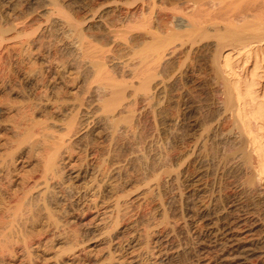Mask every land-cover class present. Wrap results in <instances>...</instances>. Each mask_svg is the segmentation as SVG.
<instances>
[{
	"label": "bare ground",
	"instance_id": "6f19581e",
	"mask_svg": "<svg viewBox=\"0 0 264 264\" xmlns=\"http://www.w3.org/2000/svg\"><path fill=\"white\" fill-rule=\"evenodd\" d=\"M84 1L0 0V45L10 44L7 53L15 55L7 56L15 58L21 86L8 93L22 99L17 106H4L18 120L9 124L11 135L0 155V177L16 173L8 176L10 195L0 206V264L8 259L28 264H264V219L254 204L237 199L228 210L214 192L218 178L246 164L251 178L264 177V142L258 138L264 131V95L256 90L264 41L221 52L217 65L228 80L226 102L198 130L200 135L188 134L187 153L165 163L158 159L163 138L153 142L150 134L139 140L135 119L149 109L156 133L173 135L175 124L155 113L154 100L165 81L148 70L144 77L136 71L140 78L126 82L127 66L137 56L95 48L83 25H100L107 9L104 0L96 8ZM76 9L85 12L84 19L73 15ZM15 15L22 22L35 16L40 22L20 27L10 22ZM46 33L63 50L82 54L81 92L74 93L57 72L46 82L39 80L45 63L40 39ZM231 55H254L255 61L238 76ZM157 56L153 63L158 64ZM4 83L1 93L8 88ZM139 100L143 107L132 109ZM225 112L233 115L238 140L230 153L212 160L205 150L209 128ZM252 121L257 132L250 128ZM193 163L195 172L186 175L185 167ZM19 167L25 169L22 176Z\"/></svg>",
	"mask_w": 264,
	"mask_h": 264
},
{
	"label": "rangeland",
	"instance_id": "374dc122",
	"mask_svg": "<svg viewBox=\"0 0 264 264\" xmlns=\"http://www.w3.org/2000/svg\"><path fill=\"white\" fill-rule=\"evenodd\" d=\"M101 2L103 0H85L84 4L86 7L96 8ZM18 6V10H21L22 6ZM104 6L108 11L103 14L100 25H83L86 37L99 51L105 53L108 51L110 55L137 56L130 60L127 66L130 70L125 74L126 82H135L140 78L139 74L143 72L144 77V72L148 70L150 71L146 74H158L157 77L165 81L161 94L154 100L159 106L155 113L164 115L173 125L175 124L172 127L173 135L165 137L156 133L153 114L149 109L142 111V115L136 113L135 119L137 123L139 122L136 128V137L141 136L139 140L150 134L153 136V142L163 138V148L158 151V159L167 163L168 160H174L180 154L187 153L191 146L188 134L195 132L196 135H200L201 130L200 132L198 130L207 126L226 102L228 80L217 65L221 52L224 49H239L242 46L257 45L264 41V0H104ZM73 15L81 20L84 19L85 12L76 9L73 10ZM11 20L10 22L14 21V24H20V27L32 28L40 22L36 16L22 22L18 19V15H15ZM44 35L40 39L42 42L40 51L45 56V63L39 80L46 82L50 73L57 72L64 82L73 88L74 93L81 92L83 84L80 75L83 76V72L81 58L78 55L82 54L73 50L65 51L59 45L60 42L52 36H50L51 40L48 39L47 33ZM8 47H10L8 42L0 45V83L5 82L4 84L8 86L7 90L0 92V103H2L0 106L3 107H7L8 103L9 106H17L19 100H22L8 93L9 88H21L17 79L18 70L13 64L15 58L7 56L15 54L7 53ZM156 55L159 56L158 64L153 63ZM260 56L258 55L257 59L261 68L258 64L260 71L256 70L258 71L256 74L259 75L256 79L258 86L256 90L261 96L264 95V62L261 61ZM231 57L234 71L238 76L244 75V69L251 68L255 61L254 55H231ZM141 58L143 61H140ZM150 62L155 65L152 66ZM136 71L142 72L137 74ZM30 89L33 90L32 87ZM59 90H56L57 94H61ZM33 91L36 96L39 94L35 88ZM142 107L143 104L139 100L131 108L135 110ZM232 108L234 110V107ZM4 109L5 107L0 111V155L4 154L3 144L11 135L10 130L7 129L9 124L18 120L13 113L10 115ZM191 123H195L194 127H191ZM250 124L252 131L257 132L258 125L254 121ZM208 135L210 140L207 139L205 150L210 155L209 158L216 160L230 153L238 140L232 113L225 112L221 115L219 122L209 128ZM258 135V138L264 142V131L259 132ZM253 156L254 154L252 159ZM247 165L217 179L214 189L217 195L215 199L226 208L237 199L254 204L256 214L264 219V182L256 177L251 178V171ZM195 166V163L186 166L184 169L186 175H192ZM24 171L23 167H19L17 172L22 176L25 174ZM6 173L5 178L4 174L0 177V206L10 195L8 176L14 175L15 172ZM5 262L3 264L14 262L28 264L18 260L11 262L9 259Z\"/></svg>",
	"mask_w": 264,
	"mask_h": 264
},
{
	"label": "crops",
	"instance_id": "0c3cea01",
	"mask_svg": "<svg viewBox=\"0 0 264 264\" xmlns=\"http://www.w3.org/2000/svg\"><path fill=\"white\" fill-rule=\"evenodd\" d=\"M256 156H253V162H255ZM263 182H264V177L262 178Z\"/></svg>",
	"mask_w": 264,
	"mask_h": 264
}]
</instances>
